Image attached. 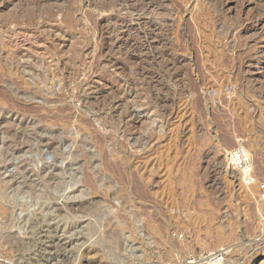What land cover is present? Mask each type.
I'll return each mask as SVG.
<instances>
[{
    "label": "rangeland",
    "instance_id": "374dc122",
    "mask_svg": "<svg viewBox=\"0 0 264 264\" xmlns=\"http://www.w3.org/2000/svg\"><path fill=\"white\" fill-rule=\"evenodd\" d=\"M143 1L0 0V264H264V0Z\"/></svg>",
    "mask_w": 264,
    "mask_h": 264
},
{
    "label": "built area",
    "instance_id": "2783aa9c",
    "mask_svg": "<svg viewBox=\"0 0 264 264\" xmlns=\"http://www.w3.org/2000/svg\"><path fill=\"white\" fill-rule=\"evenodd\" d=\"M228 162L233 175L243 176L247 186H253L254 162L253 158L244 143L236 145L229 153ZM260 196L264 198V183L260 184ZM230 250L222 248L216 251L203 252L191 256L186 264H227Z\"/></svg>",
    "mask_w": 264,
    "mask_h": 264
},
{
    "label": "bare ground",
    "instance_id": "6f19581e",
    "mask_svg": "<svg viewBox=\"0 0 264 264\" xmlns=\"http://www.w3.org/2000/svg\"><path fill=\"white\" fill-rule=\"evenodd\" d=\"M144 1H145V0H144ZM144 1H143V2H144ZM147 1H148V0H147ZM160 1H161V0H160ZM3 2H4V1H3ZM135 2L138 3V0H132V4H135ZM152 2H154V0H152ZM124 3H125V2H124ZM145 3H146V2H145ZM147 3L149 4V2H147ZM165 3H166V2H165ZM38 4H39V3H38ZM156 4H157V3H156ZM163 4H164V3H163ZM115 5H116V4H115ZM136 5H137V4H136ZM142 5H143V4H142ZM158 5H159V4H158ZM161 5H162V4H161ZM164 5H165V4H164ZM164 5H163V6H164ZM137 6H138V5H137ZM139 6H140V4H139ZM143 6H144V5H143ZM155 6H156V5H155ZM132 7H133V6H132ZM145 7L147 8V6H146V5L144 6V10H145ZM148 7H149V5H148ZM160 7H161V6H160ZM160 7H159V8H160ZM154 8H155V7H154ZM167 8H168V7H167ZM170 8H171V7H170ZM151 9H152V8H151ZM147 10H148V9H147ZM152 10L155 11L154 9H152ZM152 10H151V12H152ZM156 10H158V9H156ZM160 10H161V9H160ZM166 10H167V9H166ZM168 10H169V9H168ZM171 10H172V9H171ZM161 11H162V10H161ZM161 11H160V12H161ZM169 11H170V10H169ZM173 11H175V10H173ZM143 12H144V11H143ZM143 12H142V13H143ZM155 12H156V11H155ZM103 13H104V12H103ZM144 13H145V12H144ZM144 13H143V14H144ZM158 13H159V12H157L155 15H157ZM162 13H163V14H166L165 12H162ZM167 13H168V12H167ZM173 13H175V12H173ZM152 14L154 15V13H152ZM159 14H160V13H159ZM159 14H158V15H159ZM169 14H170V13H169ZM171 14H172V13H171ZM145 15H146V14H145ZM147 15H148V14H147ZM149 15H150V14H149ZM160 15H161V14H160ZM160 15H159V17L162 16V15H161V16H160ZM163 16H165V15H163ZM171 16H173V15H171ZM143 17H144V16H143ZM146 17H147V16H146ZM150 18H151V17H149V19H150ZM161 18H162V17H161ZM167 18H168V16H167ZM173 18H175V15L173 16ZM143 19H144V18H143ZM145 19H146V18H145ZM147 19H148V18H147ZM157 19H160V18H157ZM169 19H171V18H169ZM153 20H155V19L153 18ZM161 20H163V19H161ZM164 20H166V19L164 18ZM39 21H40V20H39ZM150 21H151V20H150ZM166 21H167V20H166ZM172 21H173V19H172ZM143 22H144V21H143ZM153 22L155 23V21H153ZM153 22H152V23H153ZM159 22H160V20H159ZM159 22H157V23H159ZM164 22H165V21H164ZM167 22H168V21H167ZM174 22H175V20H174ZM120 23H121V22H120ZM147 23H148V22H147ZM147 23H146V24H147ZM150 23H151V22H150ZM152 23H151V24H152ZM157 23H155V24H157ZM160 23H161V22H160ZM160 23H159V25H160ZM162 23H163V21H162ZM165 23H166V22H165ZM122 24H123V23H122ZM140 24H142V23H140ZM167 24H168V23H166V25H167ZM169 24H170V23H169ZM159 25H157V26H159ZM164 25H165V24H164ZM164 25H162V27H163ZM166 25H165V26H166ZM170 25H171V24H170ZM44 26H45V25H44ZM132 26H133L132 24L125 23V27H127V28L132 29ZM134 26H135V25H134ZM149 26H150V25H149ZM149 26H148V27H149ZM151 26H152V25H151ZM155 26H156V25H155ZM143 27H144V26H143ZM145 27H146V25H145ZM145 27H144V28H145ZM153 27H154V26H153ZM172 27H173V26H172ZM174 27H175V26H174ZM127 28H126V29H127ZM157 28H159V27H157ZM169 28H170V26H169ZM133 29H134V27H133ZM145 29H146V28H145ZM152 29H153V28H152ZM154 29H155V28H154ZM154 29H153V30H154ZM162 29H163V28H162ZM165 29H166V28H165ZM165 29H164V30H165ZM167 29H168V27H167ZM159 30H160V29H159ZM143 31H144V29H143ZM149 31H151V29H150ZM149 31H148V32H149ZM157 31H158V30H157ZM161 31H163V30H161ZM144 32H145V31H144ZM153 32H154V31H152V33H153ZM159 33H161V32L159 31ZM22 34H23V33H22ZM147 34H148V33H147ZM153 34H154V33H153ZM14 35H15V34H14ZM149 35H150V34H149ZM160 35H161V34H160ZM163 35H164V34H163ZM15 37H16V35H15ZM146 37H147V36H146ZM148 37H150V36H148ZM151 37H153V35H151ZM161 37H163V36L161 35V36H160V39H161ZM30 38H31V37H30ZM156 38H157V36H156ZM8 39H9V38H8ZM24 39H25V38H24ZM144 39H145V37H144ZM148 39H149V38H148ZM152 39H153V38H152ZM163 39H164V38H163ZM145 40H146V39H145ZM149 40H150V39H149ZM157 41H159V40H157ZM161 41H162V40H161ZM171 41H172V40H171ZM129 42H130V41H129ZM145 42H146V41H145ZM150 42H151V41H150ZM155 42H156V41H155ZM166 42H167V41H166ZM131 43H132V42H131ZM131 43H130V44H131ZM146 43H148V42H146ZM161 43H162V42H161ZM128 44H129V43H128ZM146 45H147V44H146ZM154 45H155V44H154ZM158 45H159V44H158ZM162 45H163V44H162ZM130 46H131V45H130ZM132 46H133V45H132ZM144 46H145V45H144ZM163 46H164V45H163ZM154 47H155V46H154ZM154 47H153V48H154ZM43 48H44V47H43ZM143 48H144V47H143ZM159 48H160V47H159ZM162 48H163V47H162ZM50 49H51V48H50ZM151 49H152V48H151ZM145 50H147V49H145ZM47 51H48V50H47ZM147 51L149 52V50H147ZM150 51H151V50H150ZM155 51H156V50H155ZM158 51H159V50H158ZM158 51L156 52L157 54L159 53ZM258 51H259V50H258ZM148 52H147V54H148ZM151 52H152V51H151ZM167 52H168V51H167ZM143 53H144V52H143ZM147 54H146V55H147ZM151 54H152V53H151ZM144 55H145V54H144ZM153 55H154V54H153ZM155 55H156V54H155ZM158 55H159V54H158ZM261 55H262V54H261ZM20 56H21V55H20ZM147 56H148V55H147ZM143 57H144V56H143ZM145 57H146V56H145ZM153 57H154V56H153ZM148 58H152V57H148ZM158 58H159V56H158ZM163 58H164V57H163ZM155 59H156V57H155ZM155 59H154V60H155ZM262 59H263V57H262ZM158 60H159V59H158ZM158 60H157V61H158ZM166 61H167V60H166ZM168 61H169V60H168ZM175 61H176V60H175ZM175 61H173V62H175ZM179 61H180V60H179ZM262 61H263V60H262ZM158 62H159V61H158ZM173 62L171 61V64H172ZM261 63H262V62H260V64H261ZM166 64H167V63H166ZM168 64H169V63H168ZM64 65H65V64H64ZM261 65H262V64H261ZM170 66H171V65H170ZM172 66H173V64H172ZM172 66H171V67H172ZM258 66H259V65H257V67H258ZM176 67H177V66H176ZM131 68H132V67H131ZM165 68H166V67H165ZM167 69H168V68H167ZM173 69H174V68H173ZM177 69H178V68H177ZM260 70H261V69H260ZM168 71H169V70H168ZM168 71H167V72H168ZM178 71H179V70H178ZM174 73H175V72L173 71L172 74H174ZM174 75H177V73L174 74ZM261 76H262V75H261ZM171 77H172V76H171ZM173 78H174V77H173ZM154 79H155V78H154ZM179 79H180V78H179ZM183 84H184V83H183ZM184 88H185V87H184ZM227 264H230V262L228 261V259H227Z\"/></svg>",
    "mask_w": 264,
    "mask_h": 264
}]
</instances>
